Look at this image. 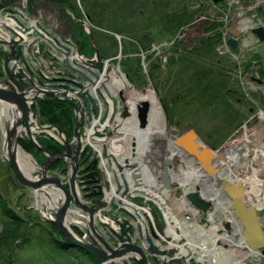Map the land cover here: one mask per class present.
<instances>
[{
    "label": "water",
    "instance_id": "1",
    "mask_svg": "<svg viewBox=\"0 0 264 264\" xmlns=\"http://www.w3.org/2000/svg\"><path fill=\"white\" fill-rule=\"evenodd\" d=\"M26 1L19 0V9L25 15L21 11L18 15H22L23 19L29 25L17 16V11L15 10H9L7 16L0 20L11 19L16 23L15 27L17 29H23V32H29V36L32 34L40 35L63 56V65L68 66L72 71L84 77L89 85H94L99 82L101 80L100 75H106L111 70V66L108 67V70L105 69L107 62L102 59L89 16H86L85 20H80L79 22L86 28L91 38V44L95 51L93 57L81 56L78 51L73 54L72 50L62 44L57 36L51 34L40 23L35 21V17L29 12L26 6ZM219 1L221 0H215L216 3ZM0 22L3 28L15 34V31L6 22ZM33 22L36 26H34ZM31 30L33 33H30ZM252 33L259 39L260 44L257 48V54L264 68V26L253 28ZM230 34L232 37L228 40V43L235 50L239 31L233 28L230 30ZM0 44L10 48V53L4 59L5 77L0 78V102L12 105L20 114V117L8 128L6 137L4 138L8 146V157L4 154V159L17 180L24 187L33 188L36 192H47L49 190L50 192L62 193L63 201L56 209L55 220H48L45 216L46 221L56 226L68 242L92 254L102 264H131V261L133 264H178L179 262L188 264L190 259L194 257L192 255L197 256V264H202L198 259L202 250L208 252L207 258L204 260L205 264H230L229 258L220 249L222 245L220 239L214 242L206 234H203L200 224L196 223L195 216L189 211L191 209L196 212L206 213L215 205L214 202L208 199V196H205L201 187L196 183L192 185L189 191L184 190V184L177 180V186L174 188L171 187L172 170L168 168L173 166L174 161L173 157H166L167 152H164L166 155H164V160L162 161V169L157 163L155 164L158 167L156 171L159 170L156 173L161 175L157 179L158 182L148 177L146 173L148 166H153L154 164L151 157L146 158L138 150L137 146L142 141L137 142L138 138L136 135L132 137L131 155L120 160L116 156L114 158L112 157L113 155H109L107 145L104 144L105 152L103 157L111 167L112 177L105 174L102 179L99 171H92L85 176L88 179L85 185H93L82 186L80 188L78 176L81 166L85 161L90 160L95 151V141H93L95 139L90 141L89 138L93 135L99 138L112 137L113 132L103 135L99 132V128L103 126L104 130L105 127L112 125L114 122L113 117L108 118V114L104 115L101 120H97L100 124L93 123V120H90L88 125L90 131L85 133V138L87 139L84 143H82L81 127L83 129L86 122L85 120L80 122L78 115L76 117L74 138L71 141L66 139V136L58 127L41 126L38 121L37 124L41 129L39 134L47 135L46 130L53 128L58 132L59 138L64 142L65 146L62 145L64 153L54 156L51 151L37 142L36 137L30 131L33 128V126L31 127L30 119L33 117L38 119L39 116L33 110V107L29 105V100L39 98L40 94L49 96L54 100H59V98L55 97L52 92H44L38 89L32 82L29 84L25 83L23 80L24 76L14 73L10 68L9 62L11 59L18 58L19 56L18 41L12 39L8 42L0 39ZM86 63L88 66H85ZM124 76L127 78V75ZM42 80L50 83L63 82L68 79L57 77L52 79L44 78L42 75ZM70 82L83 86L76 81L70 80ZM31 91H35V93L30 98L28 95ZM101 95L103 96L102 93ZM109 96L112 98L110 94ZM103 98L107 103L104 96ZM123 99L125 103L126 100L125 98ZM68 102L78 111L74 103ZM113 104L114 114H116L118 105L115 101H113ZM93 105L97 109L96 105ZM87 107L89 109V103H87ZM149 112V102L140 101L137 107L138 116L136 115L140 117L141 124L140 129L137 131L138 136L141 135V132L145 133L144 130L148 128ZM129 117L131 116L126 108L122 114V118L127 119ZM18 128L25 129V134L27 133L26 135L30 142L48 156L47 161L42 166H38L40 172L35 179L23 174L19 166V161L12 152V146L14 144L16 147L22 148L19 144L20 138L17 136ZM155 138L153 139L155 140ZM158 140H164V138L158 137ZM202 142L197 133L192 130L174 142V150L176 152L183 151L195 159L198 171L203 173L204 180L206 178V180H210L214 186L230 199L228 211L231 217L240 223L241 237L245 247L254 254L264 256V228L257 208L247 205L246 191L243 183L238 178L235 177L229 181H224L225 178L218 177L217 172L212 168L213 160L216 156L213 155L211 149L202 145ZM88 149L87 156L83 161H80V156H83ZM30 156L33 158L32 155ZM99 156L102 157L101 154ZM58 160H64V164L69 165L66 184L60 177L50 175L49 173L51 165ZM35 163L37 164L36 161ZM96 164H99L100 167L103 166L101 160L97 157L92 162V165L85 167V171L92 169V167L95 168ZM147 190H151L153 194L163 198L170 210L167 207H159L153 198L147 197L149 196ZM179 191L181 195L176 197L175 195ZM184 202L185 204H183ZM147 205L154 206V210H151ZM73 207L79 210L78 213L86 214L87 238L78 237L69 228L67 219L72 215L71 210ZM128 207L134 210V213ZM149 210L152 212L153 221L150 216L145 217L141 213ZM169 211L173 213L171 217L174 216L176 220L175 223L171 221V224L175 226L178 224L179 227L176 228L172 241L167 242L166 232L169 224L165 219V213H169ZM212 214L214 213L212 212ZM98 225L101 226L102 230H99ZM225 228L227 231L231 230L229 224H226ZM185 234L187 237H184ZM189 246H192L195 250L191 251L193 253L191 256L185 255L183 252Z\"/></svg>",
    "mask_w": 264,
    "mask_h": 264
},
{
    "label": "rangeland",
    "instance_id": "2",
    "mask_svg": "<svg viewBox=\"0 0 264 264\" xmlns=\"http://www.w3.org/2000/svg\"><path fill=\"white\" fill-rule=\"evenodd\" d=\"M182 1L183 4L189 5V9H197L201 7V3H210L208 0ZM17 2L13 3V6H15ZM164 2L165 0H76V7L79 9L82 15L78 13V9L74 11L75 15L73 13L72 14L74 16L73 20H75V23H78L80 19H85V16L87 15L89 17L92 15L94 20L92 21L90 17V22L92 23L93 34L103 60H111L110 64H113L114 69L120 67V70L124 74H127L129 82L133 87H135L137 91L142 93L152 90L154 92L168 124L169 131L168 134H166V138H164L165 140H169V138L176 140V138L180 137L181 135L195 130L199 134L200 139L209 145V149L211 148L213 150H218L222 149L227 144L242 139L246 131L251 133L252 131L257 130L256 128L261 127L262 121L260 120L258 113L261 110L264 111V102H262L263 104L260 102V96L264 94V88L256 81L261 80L264 83V77L259 73L260 70L258 68V65L261 64L260 59L256 57L258 56L257 39L251 32H249L248 38L242 39L243 37H241L240 41L238 40V46L236 50H232L229 45V47H227L223 43L224 41H227L229 37L227 33H229L231 29L235 28L233 25L234 22L239 24L240 28V22L243 19H250L256 23L259 22V26H264V0H222V4H225V10L223 9L225 16L217 17L216 13L210 10L208 11L209 14H207V17L200 15V20H204V18H211L220 21L222 20L225 23V25H223L221 28L222 43L217 47V51L219 56L226 57L231 62L233 61L236 64L237 68L235 67L233 70V75L237 79L240 77L238 80L241 81V85L245 91L246 97L243 101L244 104L241 105L239 102L233 100L230 95H226L227 93L224 94L223 92L227 102L231 104L230 107L227 106L225 113L205 110L198 104L195 105V103L191 106L184 105L182 102H178L174 104V106L172 103H170L172 98L176 96V93L178 92L177 90L181 84L190 80L193 77V72L195 70L190 72L185 66H182L176 76H171L168 78L166 74L160 72L162 69L165 70L167 66L165 62L168 56L158 57L157 54L163 52L165 53V56L169 55V52H171L170 48L175 44V42L180 40L183 35H185V37L187 36V38H184L185 41H190L191 38L198 36L203 27V23H200L201 26L199 25V27L196 26L194 28H188L186 26L181 28V36L178 34L179 32L173 33L172 30H174V28L171 31L166 30V26L169 27L176 21L171 20L170 22L168 15L172 10L176 11L175 8L179 4V0H167L166 2L169 3L167 5L165 2L167 6H163ZM58 8L61 9V7ZM213 8L219 7L214 5ZM260 8L262 10H260ZM5 12L6 11L4 9H0V16H3ZM60 12L64 15H69L70 13V11L66 10L65 8H62ZM77 15H80L81 17ZM36 18H38L46 28H52V31L53 29L58 30L60 35L62 34L61 37L64 38V40L72 39V36L67 29V23L65 19L62 16L60 18V13L58 11L51 10L49 5L39 7ZM5 29L6 28H3V30ZM83 29L86 30L84 26ZM142 40L145 41V45L150 41L149 45H151V48L148 50L141 49ZM248 41L251 42V44L248 43L247 46L246 43ZM190 42H192V40ZM193 43H195V41L191 44L188 43V47L192 46ZM233 51L235 53H233ZM152 58L157 62L160 60L161 63H163L160 68H156V73L154 74V76L157 77V80H159L158 84L156 80H153L152 82L151 77H149V63L151 62ZM242 63L245 64L243 65ZM112 76L113 73L109 83H113ZM3 77L4 76L0 78ZM253 80H255V82H252ZM257 84L259 87H256ZM254 87L258 88L260 91L254 92ZM116 100H120L119 97L116 98ZM123 106H125V104L122 105V109ZM165 106L170 108V112L167 111ZM171 107L173 108L171 109ZM182 107L185 108L181 109ZM250 109H253V111ZM170 120L175 121L176 125L171 126ZM7 125L8 122H6V126ZM132 125L134 127V124ZM115 126V131L113 133L119 132L120 130V128ZM127 128L131 129V127L128 125ZM137 129L138 128L134 127L132 130L136 131ZM110 130L111 129L109 128L107 129V131ZM121 136L122 135L118 136L113 134V136L107 141L110 144V141L112 143ZM159 142L160 154L167 152L168 145L166 142L164 140H159ZM127 146L128 144H125V147ZM128 148L129 146L126 148L127 153L125 152L127 157L131 155V152ZM109 149L110 146L108 147V150ZM23 150L25 149L23 148ZM25 152L29 155H32L26 150ZM6 157H8V155H6ZM33 158V161L35 162L36 159L34 156ZM174 162V172L176 174L179 173L182 165L184 168H186V165L181 163V158L179 156L174 158ZM153 166L158 168L155 164ZM150 170H152L153 174L155 175V169L151 168ZM38 171L39 168L36 165L34 171L30 173V177L35 179L37 176L36 173ZM175 185L176 183L173 184V186ZM0 192H2V196L8 202L10 207L21 216H24L27 210L33 211L42 216V210H46L48 208L46 204H40L39 207L37 199L38 196L36 194L37 192L33 188H26L20 184L10 166L5 161L4 137L1 127ZM57 198L59 199L57 200L56 205L60 206L62 204L63 198L60 195ZM147 206H149L151 210H154V206ZM146 212L143 214L145 216H149L151 211L149 213L148 211ZM55 213L56 210H49L46 214L47 219L55 220ZM260 213L263 214V212ZM198 220L199 222L201 221L200 224L206 229H209L213 226V223L207 219V214L198 215ZM84 221H86V219ZM214 221L216 225L220 226L218 234L221 235L225 231L224 225L229 220L221 216L215 217ZM69 228L78 237H83L79 228L73 224H70ZM86 228L87 227H84V229ZM172 233L171 231H168V235L166 237L167 242L172 241L174 237L173 234H175ZM228 234L232 235L233 232L230 231ZM221 243L226 244L224 241H221ZM228 247L230 251L231 246L228 245ZM238 254L233 255V258L236 261H242L243 264H264V257L262 256H249L245 258L243 254ZM192 256L194 257L191 258L190 264H197V256Z\"/></svg>",
    "mask_w": 264,
    "mask_h": 264
},
{
    "label": "trees",
    "instance_id": "3",
    "mask_svg": "<svg viewBox=\"0 0 264 264\" xmlns=\"http://www.w3.org/2000/svg\"><path fill=\"white\" fill-rule=\"evenodd\" d=\"M17 1L0 0V8L7 10ZM208 1L210 3H201V7L197 9H189V5L179 0L176 11L172 10L168 15L170 22L171 20L176 21L169 27L166 26L165 29L171 31L174 28L173 33L179 32L178 34L181 35V28L199 27L200 23H203V27L198 36L191 38L192 42L195 41L192 46L188 47L185 39L175 42L170 48L167 66L160 72L169 78L176 76L182 66L190 72L195 70L193 77L182 83L176 96L172 98L170 103L173 106L178 102L188 106L195 103L205 110L225 113L227 106L230 107L231 104L227 102L223 92L230 95L240 105L244 104L246 95L241 81L233 75L236 64L226 57L219 56L217 51V47L222 43L221 28L225 23L222 20L211 18L200 20V15L207 17L209 10L215 12L217 17L224 16L225 4L214 3L213 0ZM165 2L163 6L169 4L166 2V5ZM48 5L60 13V18L62 16L65 19L71 38L76 41L80 51L84 54L92 53L93 48L89 36L83 26L73 20L74 11L78 9L76 0H28V8L33 15H38L39 7ZM214 5L219 8H213ZM62 8L70 11L69 15L61 13ZM78 13L82 15L79 9ZM90 17L93 21L94 17L92 15ZM144 42L141 41V49H150V41L146 45ZM5 55L0 47V77L4 76L3 59ZM256 57L259 59L258 56ZM161 65L163 63L160 60L157 62L153 58L149 63V77L152 82L156 80L157 84L159 80L154 74L156 68H160ZM259 70L264 77V68L261 67ZM260 99L264 102L263 95ZM165 107L170 112V108ZM34 108L43 122L60 127L69 138L72 136L75 122L70 105L45 98L39 99ZM183 108L185 107L181 109ZM170 124L174 125L175 121L170 120ZM39 143L49 147L55 155L60 153L55 143L47 139H39ZM20 144L35 159L38 157L40 152L31 143L21 140ZM0 228V264H102L90 253L69 243L54 225L44 221L37 213L27 210L24 216L19 215L4 199L2 192H0Z\"/></svg>",
    "mask_w": 264,
    "mask_h": 264
},
{
    "label": "bare ground",
    "instance_id": "4",
    "mask_svg": "<svg viewBox=\"0 0 264 264\" xmlns=\"http://www.w3.org/2000/svg\"><path fill=\"white\" fill-rule=\"evenodd\" d=\"M1 23V22H0ZM7 23V22H6ZM243 26H249V22L247 20H243ZM8 24V23H7ZM9 25V24H8ZM0 37L7 39V36L5 34H0ZM113 83L108 84V87H110L113 90V94L117 95L119 90L125 91V95H128L129 99L127 102V107L131 111L132 115L136 114V106L140 101H147L150 104V113H149V124H148V132H150V135L154 133V137H161L166 138V134H168V124L165 118V115H163V111L161 107L159 106V102L157 100L156 95L152 90H148L145 92H139L133 87L128 80L125 78L124 73L120 69H113ZM106 79V77H103ZM110 105L112 104V101L109 100ZM260 120L262 121L261 127L256 128L257 130L252 131L251 133L245 132L242 139L237 140L236 142L227 144L222 149H211L213 152V155L216 156L213 160L212 168L217 172V175L219 178H225L224 181H229L233 178H238L240 181L245 185V188L247 190V197L246 201L250 205H257L258 207H262L264 204V112H260L258 115ZM20 117V114L18 111L9 104L1 103L0 102V127L2 130L3 137H6V133L8 128L11 127V125L15 122L16 119ZM168 119V117H167ZM6 122H8V125L6 126ZM31 125L37 124L38 120L34 117L30 119ZM124 125V124H123ZM126 128L125 126L121 127L122 132L127 133L129 130L127 128L126 131H124ZM40 127L38 128L33 127L30 131L34 136H38L40 132ZM132 130V129H131ZM130 130V131H131ZM25 129L18 128L17 130V136L19 138L23 137L25 135ZM132 133V132H131ZM27 134V133H26ZM131 136H134V134H130L126 137H119L117 140H115L116 144L113 145L112 148L109 150V155L112 153V157L115 158L117 156V159H123L126 152L125 144L131 142ZM92 136L89 138L90 141H92ZM120 143H119V141ZM166 144L168 145V151L167 155L164 153L163 155H166V157H175L181 156L183 163L186 165V168L182 165L180 168L179 173L174 175V178L182 183V184H190L193 183L191 180H195L196 184L201 187V190L205 194V196H208V199L214 202L216 204V213L215 215L210 214V220L213 223V226L209 229H206L205 227L201 226V232L203 234H206L209 238H213L214 242L217 239H220V241H224L226 244H222L220 246V249H222V252L225 253V255L229 258L230 264H243L242 261H236L233 258V255L241 253L244 255L245 258L249 256H257V254L250 253L244 243L243 239L241 237V230L238 226L237 221L231 217V214L227 212L228 204H225L223 200L219 197V194L217 190L214 188L212 182L210 180H204L203 174L197 170L194 163L190 161V159L186 158L182 154L175 153L173 151V142L170 140H165ZM33 144V143H32ZM96 149L101 151V147L98 145V143H95ZM102 144V143H100ZM202 145L205 147H209V145L205 142H202ZM147 151V150H145ZM12 152L16 155L19 166L21 171L25 176H30V173L34 171L36 168V165L33 161V158L26 153L22 148L16 147L15 144L12 146ZM126 152V153H125ZM146 156L148 155V152H145ZM154 153V152H153ZM4 154L8 155V146L7 142L4 141ZM102 154V151L100 152ZM154 153L153 158L156 157ZM149 156V155H148ZM127 157V156H126ZM149 158V157H148ZM37 160V158H36ZM157 165L162 169V160H158ZM151 168L148 167V171L146 173L148 174V177L153 178L151 175L155 176L158 179L161 177L159 173L153 174V171L150 170ZM159 171V170H157ZM150 179V178H149ZM173 180V179H171ZM216 191V193L214 192ZM147 193H149V198H153L155 202L158 203L161 207H167L169 210V206L167 205L166 201L163 198L158 197L157 195L153 194L151 190H147ZM38 196V203L39 207L40 204H46L47 209L42 210L43 214H47L49 210H56L59 205H56V202L59 198H57L59 195L56 193H47L45 192H37ZM185 204V202L183 203ZM50 208V209H49ZM128 209L134 213V210L128 207ZM189 211L195 216L198 213L194 210L189 209ZM171 213V214H170ZM221 213V214H220ZM71 214H77V212L71 210ZM136 214V212H135ZM173 213L169 211V213H165V219L167 223L169 224V231H173V233L176 232V228L179 227L175 226L174 224H171V221L174 223L176 222L174 216L171 217ZM223 216L227 220H230L233 224L234 230L232 231L233 234L230 235L228 233L224 235L218 234V230L220 226L215 224V217H221ZM77 218L72 217L70 221L76 222ZM196 223L200 224L199 220L195 219ZM1 231V228H0ZM172 233V232H171ZM172 233V234H173ZM175 234H173L174 236ZM187 237V236H184ZM187 242L189 243V240L187 239ZM226 245V246H225ZM229 246H231L229 251ZM225 246V248H224ZM192 246H189L188 248L184 249L183 252L185 255L191 256V251H195ZM208 252H205L202 250L200 253V256H198V259L204 263V260L207 258ZM240 255V254H238ZM232 257V259L230 258ZM226 264V263H225Z\"/></svg>",
    "mask_w": 264,
    "mask_h": 264
},
{
    "label": "flooded vegetation",
    "instance_id": "5",
    "mask_svg": "<svg viewBox=\"0 0 264 264\" xmlns=\"http://www.w3.org/2000/svg\"><path fill=\"white\" fill-rule=\"evenodd\" d=\"M51 8V7H50ZM51 10H53V8H51ZM57 32H58V30H56ZM59 34H60V32H58ZM62 35V34H61ZM248 35V34H247ZM255 37V36H254ZM240 38L241 37H239L238 38V40L240 41ZM71 44L77 49V46H78V44L76 43V41L75 40H73V39H71ZM240 43V42H239ZM237 46H238V43H237ZM236 49H237V47H236ZM235 49V50H236ZM78 52H79V54H81V55H83L84 53H82L81 51H80V49H79V46H78V50H77ZM93 54H94V52H92V53H88V54H85V55H88V56H90V57H92L93 56ZM158 57H161V54H159L158 55ZM258 63V62H257ZM87 64V63H86ZM88 65V64H87ZM261 65H258V68L259 69H261ZM60 68L62 69V67L60 66ZM263 68V67H262ZM63 71H65V75H64V77L66 78V79H68V80H66V81H63L62 83H58V85H57V88H56V91H55V97H57V98H59V100H54V99H52L51 97H49V96H46L45 98H48V99H50V100H54V101H59V102H63V103H66V104H68V105H70L71 106V108H72V110H73V117H74V126H73V131H72V136L69 138L63 131H62V129L60 128V127H58V126H56V125H53V124H50V123H47V122H43L42 120H41V118H40V116H39V113H38V121L40 122V124H41V126H55V127H58L63 133H64V135L66 136V139L68 140V141H71L73 138H74V131H75V127H76V117H77V115H78V117H79V121L81 122L82 120H85V125H84V127H83V129H82V127H81V136H85V133L88 131H90V129L88 128V125H89V121L90 120H95L99 115H101V116H104V115H106V114H108V118H110V117H113V119H114V123H115V127H117V125H119L120 123H121V121H122V123H121V125L119 126V128L121 129V127L122 126H125V130L124 131H126L127 130V125L128 126H130L131 127V129H133L134 127H136V128H138L136 131L135 130H131V129H129L128 131H127V133H124V132H122V130H119V132H115L114 134H116V135H118V136H120V135H122L121 137H126V136H128V135H130V134H134V135H136L137 136V142H139V141H142L141 143L139 142V145L137 146V148H138V150L140 151V153L142 154V155H145V157L146 158H148V157H151V160H152V162H153V164H156L157 162H158V160H164V153L163 154H160V150H159V147H160V142H159V140H158V137L157 138H155L154 136V133H152V135H150V132H148V129H149V127L146 129V130H144L145 131V133H143V132H141V135H137V131L140 129V120H139V118L140 117H137L138 115L137 114H135L134 115V120H133V118H131V117H129V118H127V119H123L122 118V114L125 112V109L127 108L128 109V113H129V115H132L131 114V111L129 110V108L126 106L127 105V102H125L124 103V100L121 98V95L120 94H122V93H120L119 91H118V93H120V94H118L117 96H116V98H118L119 97V99L120 100H116V98H115V102L117 103V105H118V108H117V111H116V114H114V111H113V109L111 110V108H110V111L108 112V110H109V108H108V106H107V104L105 103V100H104V98H103V96L101 95V93H103V92H105V90H108L109 92H111L112 91V89L110 88V87H108V84H105V83H103L101 80L99 81V82H97V83H95L94 85H89V83H88V87H87V84H86V81H85V79H84V77H82V76H80V75H78V73H76V72H74V71H72L68 66H63ZM64 78V79H65ZM70 80H72V81H76L77 83H79V84H82L83 86H79V85H75V84H73L72 82H70ZM25 83H27V82H25ZM259 83V82H258ZM27 84H29V83H27ZM254 84H256V83H254ZM263 88H264V83L262 82V83H259ZM256 87H259L258 86V84H257V86ZM256 89V90H255ZM254 92H257V91H260L258 88H255L254 87ZM123 96H124V94H122ZM263 96H264V94H262ZM44 98V99H45ZM127 99H129L128 98V95H127ZM126 99V100H127ZM261 100V99H260ZM68 101H70V102H72V103H74V105L78 108V111L75 109V107L73 106V105H71ZM261 102V104H263L262 103V101H260ZM87 103H89V109H88V107H87ZM36 104V103H35ZM35 104H34V107H35ZM93 104H95L96 105V108L97 109H95V107H94V105ZM125 104V106H123V109H122V105H124ZM137 107H138V104H137V106H136V109H137ZM251 108V107H250ZM122 109V110H121ZM251 111H253V109H250ZM260 112H264L263 110H261V111H259V113H258V115L260 114ZM118 116V119H121L120 121L117 119V116ZM137 115V116H136ZM123 119V120H122ZM138 120V121H137ZM124 124V125H123ZM132 124H134V127H133V125ZM138 124V125H137ZM171 126H175L176 125V122H175V124L173 125V124H170ZM36 127V128H38V126L36 125V124H33V125H31V127ZM131 130V131H130ZM195 131V130H194ZM46 132H47V135H42V134H39L38 136H35L36 138H37V140H38V142H39V139H47L48 141H51V142H53V143H55V145L59 148V150H60V153L59 154H57V155H55L52 151H51V149L49 148V147H47V146H44L45 148H47L49 151H51L52 153H53V155L54 156H58V155H61V154H63L64 153V151H63V149H62V145H64V142L59 138V135H58V132L55 130V129H53V128H50L49 130H46ZM132 132V133H131ZM190 132V131H189ZM188 132V133H189ZM196 132V131H195ZM107 133V131H105V133L104 134H106ZM197 133V132H196ZM187 134V133H186ZM185 134H183V135H181L180 137H178V138H176V140L177 139H180L182 136H184ZM197 135L199 136V134L197 133ZM153 138H155V140L153 139ZM132 139V138H131ZM21 140H23V141H28L29 143H31L30 142V140H29V138H28V136L25 134V135H23V137L21 138ZM168 140V139H167ZM169 140L170 141H172L173 142V146H174V142L176 141V140H174V139H171V138H169ZM104 141V140H103ZM132 141V140H131ZM60 143V144H58V143ZM117 142V141H116ZM116 142L115 141H113L112 143H111V141H110V144H109V142H108V144H109V146L112 148L113 147V145H115L116 144ZM100 143H102V144H100ZM120 143V142H119ZM19 144H20V141H19ZM32 144V143H31ZM128 144V143H127ZM33 145V144H32ZM98 145L102 148L101 149V151H102V157H100L99 156V154H100V152L101 151H99L98 149H96V146H95V144H94V149H95V153H93L92 154V156H91V158H90V160L88 159L87 161H85V163L81 166V169H80V172H79V176H78V183H79V187L80 188H82V186H89V185H93V184H89V185H85V182L88 180V179H86L85 178V176L87 175V174H89V173H91L92 171H99L100 172V174H101V176H102V179L104 178V175L105 174H107L109 177H112V172H111V167H110V165L105 161V159H104V157H103V154H104V147H103V142H98ZM20 146H21V144H20ZM34 146V145H33ZM65 146V145H64ZM129 151L131 152V142H129ZM22 147V146H21ZM34 148L36 149V150H38L40 153L38 154V157H37V159L38 160H36L37 161V163L39 164V166H42L46 161H47V159H48V156H47V154L46 153H44V152H42V151H40L39 149H37L35 146H34ZM145 150H147V151H145ZM173 151H175L174 150V147H173ZM88 152H89V149L86 151V153L83 155V156H80V161H83V159L87 156V154H88ZM145 152H148L149 153V156L147 155L146 156V153ZM156 153L155 155H156V157L155 158H153V156H154V153ZM175 153H180V154H182L183 156H185L186 158H188V159H190V161L191 162H193L194 163V165H195V167L197 168V170H198V167H197V162H196V160L195 159H193V158H191L190 157V155H188V154H186L185 152H183V151H180V152H176L175 151ZM162 156H163V158H162ZM179 156V155H178ZM99 158V160H101V162H102V164H103V166L102 167H100L99 166V164H96V166H95V168H93L92 167V169H90V170H88V171H85V167H87V166H90V165H92V162L96 159V158ZM175 157H177V154H176V156ZM175 157H173V161H174V158ZM180 158H181V163L182 164H184L183 162V160H182V157L181 156H179ZM69 163V162H68ZM174 165H175V162H174V164H173V166H171V167H169L168 169H170V170H172V174H171V179H173L172 180V184H171V186H172V188H174V187H176L177 186V183H176V179L174 178V175H176V173L174 172ZM149 167H151V168H154L155 170H154V172L156 173L157 171H156V168L154 167V166H149ZM39 168V167H38ZM68 170H69V165L68 164H64V160H58V161H56L55 163H53L52 165H51V167L49 168V173H50V175H56V176H58V177H60L61 179H62V181L66 184L67 183V172H68ZM64 171V172H63ZM39 172H40V168H39V171L36 173V174H39ZM63 172V173H62ZM203 174V173H202ZM153 178H156L155 176H153V175H151ZM97 178H98V176H97ZM156 180V182H158V180L157 179H155ZM238 180H240V179H238ZM193 181V180H192ZM191 181V182H192ZM176 183V185L175 186H173V184H175ZM193 184H195L196 182H195V180L192 182ZM192 184V185H193ZM192 185H190V184H184V190L186 189V188H188V189H186V191H189L191 188H192ZM244 186V188H245V185H243ZM216 190H217V192H218V194H219V197L221 198V200H223L224 201V203L225 204H228L227 205V207L229 206V204H230V199L226 196V195H224L217 187H214ZM245 191H246V197H247V190H246V188H245ZM215 193H216V191H214ZM53 193H55V192H53ZM60 196H62V198H63V195H62V193L60 192V193H58ZM83 194V193H82ZM181 195V192L179 191V193L178 194H176L175 196L176 197H179ZM96 198H99V197H96ZM246 203H247V201H246ZM247 205L248 206H254V207H256L257 208V210H258V214H259V216L261 217V220H262V225H263V228H264V204H263V206L262 207H258L257 205H250V204H248L247 203ZM73 209L76 211V207H73ZM216 211H217V209H216V204L214 205V206H212L211 207V209L209 210V212H207L206 214H207V216L209 215V213H214L213 215H215V213H216ZM227 212H228V210H227ZM260 212H263V214H261ZM201 213H203V212H201ZM201 213H198L197 215H195V218L196 219H198V215H200ZM229 213V212H228ZM74 216V215H73ZM205 216V215H204ZM79 217V216H78ZM77 217V218H78ZM153 218V217H152ZM208 220H209V217H208ZM235 220V219H234ZM236 221V220H235ZM228 222H226V224H227ZM237 223H238V226L240 227V223L237 221ZM226 224L224 225V228H225V226H226ZM231 225H232V227H233V224L231 223ZM100 226V225H99ZM233 229H234V227H233ZM240 229H241V227H240ZM245 245V244H244ZM250 253H252L248 248H246ZM252 254H254V253H252ZM257 256H261V255H259V254H257ZM262 257H264V256H262ZM230 258L232 259V257L230 256ZM238 261H240V260H238Z\"/></svg>",
    "mask_w": 264,
    "mask_h": 264
},
{
    "label": "built area",
    "instance_id": "6",
    "mask_svg": "<svg viewBox=\"0 0 264 264\" xmlns=\"http://www.w3.org/2000/svg\"><path fill=\"white\" fill-rule=\"evenodd\" d=\"M42 40L31 39L30 41L23 43L22 59L17 61L18 69L23 71L28 78L38 81L42 79V75L45 78H54L52 72H49L45 67L44 63L47 61L44 59L41 50ZM46 84H48L45 81Z\"/></svg>",
    "mask_w": 264,
    "mask_h": 264
}]
</instances>
